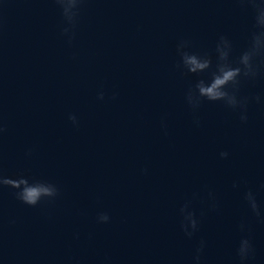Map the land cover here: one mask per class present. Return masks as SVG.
Instances as JSON below:
<instances>
[{
    "label": "water",
    "instance_id": "obj_1",
    "mask_svg": "<svg viewBox=\"0 0 264 264\" xmlns=\"http://www.w3.org/2000/svg\"><path fill=\"white\" fill-rule=\"evenodd\" d=\"M254 23L236 0H85L69 44L54 0H0V165L60 188L35 207L0 188V264H192L201 238L203 264H238L242 221L249 264H264V223L244 199L252 189L264 211V102L247 122L222 101L194 110L188 90L212 70L177 67L182 40L215 63L219 36L235 58ZM254 93L264 97V65L242 81ZM186 202L200 221L192 238Z\"/></svg>",
    "mask_w": 264,
    "mask_h": 264
},
{
    "label": "clouds",
    "instance_id": "obj_2",
    "mask_svg": "<svg viewBox=\"0 0 264 264\" xmlns=\"http://www.w3.org/2000/svg\"><path fill=\"white\" fill-rule=\"evenodd\" d=\"M59 6L65 26L62 28V35L68 38L69 44L75 39V29L82 11L85 0H54ZM245 11H250L254 18L253 31L251 32L247 46L234 58V43L232 39L221 34L215 46V63L213 56L209 53H197L188 51L190 42L182 40L177 45L180 55V63L186 73L200 74L211 71L210 79H199L195 85L188 90L186 99L189 105L195 110L198 109L204 100L222 101L233 110L240 111L242 122L248 120V108L253 102H264L260 93L241 94L242 81L257 82L261 75V66L264 65V0H236ZM115 93L113 98H115ZM99 100L105 98V92L100 90L97 94ZM69 119L74 125L79 121L75 114H70ZM199 123V120L196 121ZM166 127V125H165ZM6 128L0 122V136ZM31 154V150H29ZM221 157H228L229 153L223 151ZM7 186L15 189V196L22 203L35 207L42 201H54L60 195L59 186L49 180L30 178L24 174L9 176L4 174L0 165V188ZM238 187V183L233 185ZM215 201V196L209 193ZM247 206L254 216L264 223V211L261 210L257 200V194L249 189L244 194ZM216 207L215 203L212 205ZM182 214L181 228L188 238H192L199 231L200 221L194 210L190 209V202H186L180 209ZM97 223L106 224L111 221V216L106 211H101L96 217ZM15 223V221H11ZM241 235L236 248L238 264H249L255 258L256 247L251 226L246 222L239 224ZM78 235V234H77ZM207 247V240L201 238L193 255L192 264H203L204 253Z\"/></svg>",
    "mask_w": 264,
    "mask_h": 264
}]
</instances>
